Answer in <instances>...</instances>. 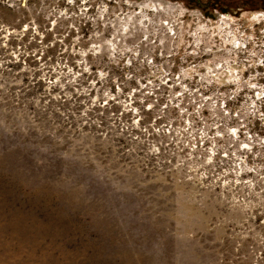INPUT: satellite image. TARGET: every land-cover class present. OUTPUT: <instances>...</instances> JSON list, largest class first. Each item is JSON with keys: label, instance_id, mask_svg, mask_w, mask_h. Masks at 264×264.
Listing matches in <instances>:
<instances>
[{"label": "rangeland", "instance_id": "rangeland-1", "mask_svg": "<svg viewBox=\"0 0 264 264\" xmlns=\"http://www.w3.org/2000/svg\"><path fill=\"white\" fill-rule=\"evenodd\" d=\"M0 264H264V8L0 0Z\"/></svg>", "mask_w": 264, "mask_h": 264}, {"label": "trees", "instance_id": "trees-1", "mask_svg": "<svg viewBox=\"0 0 264 264\" xmlns=\"http://www.w3.org/2000/svg\"><path fill=\"white\" fill-rule=\"evenodd\" d=\"M186 1V0H182ZM196 1V0H195ZM213 6L222 13L238 15L243 10L259 11L264 6L258 5L259 0H212Z\"/></svg>", "mask_w": 264, "mask_h": 264}, {"label": "bare ground", "instance_id": "bare-ground-1", "mask_svg": "<svg viewBox=\"0 0 264 264\" xmlns=\"http://www.w3.org/2000/svg\"><path fill=\"white\" fill-rule=\"evenodd\" d=\"M239 46V45H238Z\"/></svg>", "mask_w": 264, "mask_h": 264}]
</instances>
